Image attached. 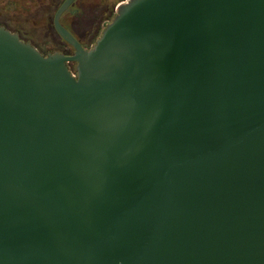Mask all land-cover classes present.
Here are the masks:
<instances>
[{
	"label": "water",
	"instance_id": "1",
	"mask_svg": "<svg viewBox=\"0 0 264 264\" xmlns=\"http://www.w3.org/2000/svg\"><path fill=\"white\" fill-rule=\"evenodd\" d=\"M73 1V54L0 27V264H264V0Z\"/></svg>",
	"mask_w": 264,
	"mask_h": 264
},
{
	"label": "flooded vegetation",
	"instance_id": "2",
	"mask_svg": "<svg viewBox=\"0 0 264 264\" xmlns=\"http://www.w3.org/2000/svg\"><path fill=\"white\" fill-rule=\"evenodd\" d=\"M64 1L65 0H0V27H5L14 33H17L25 41L30 40L24 38V35L41 34L45 31L48 33L49 31L54 30L57 35H59L62 42L70 45L61 37L55 25V14ZM122 1L124 0H117L110 13H105L101 16L105 18H114L117 13V8ZM78 2L80 1L74 0L70 4V6L61 15L60 21L64 27L72 32L80 40V42L87 47L84 40L79 35L91 34L92 25L90 22L87 23V21L84 26L81 25L80 21L77 22L79 18L87 16V11L83 9L81 2L79 3L80 5L78 8L75 7ZM52 8L55 9L53 19H51V23L46 24V17L48 19L50 18V16L48 17L47 15L49 14L47 9ZM34 11L43 12L40 20L41 22L33 17L32 12ZM44 24L48 25V27L45 28ZM43 29L45 31H43ZM30 42L32 43V41Z\"/></svg>",
	"mask_w": 264,
	"mask_h": 264
},
{
	"label": "rangeland",
	"instance_id": "3",
	"mask_svg": "<svg viewBox=\"0 0 264 264\" xmlns=\"http://www.w3.org/2000/svg\"><path fill=\"white\" fill-rule=\"evenodd\" d=\"M82 5L83 9L86 10V17L79 18L77 20L81 22V25L84 26V24L88 22L91 23L92 25V30L91 34H80L79 36L84 40V43L88 48H90L93 44H95L96 40L100 37L103 29L105 28V25L107 22L111 21L113 18H105L101 16L102 14L105 13H110V11L113 9L115 6V3L117 0H79ZM119 1V0H118ZM76 4V8L79 7V3ZM49 11L48 19L46 17V24L51 23V19H53V14L55 9H47ZM32 15L34 18H36L38 21L41 20V16L43 15L42 11H34L32 12ZM41 22V21H40ZM44 24V27H48V25ZM78 26V25H77ZM43 31H45L43 29ZM27 40L32 41V43L39 49L41 50L44 54H47L49 52H54V51H61L66 54H73L74 49L66 44L65 42H62L61 38L57 33L52 30L49 31L48 33L45 31L44 33L41 34H27L23 36ZM76 63L71 62L70 66L71 68L76 71Z\"/></svg>",
	"mask_w": 264,
	"mask_h": 264
}]
</instances>
